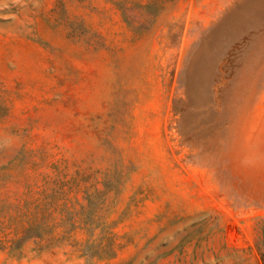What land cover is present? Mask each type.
<instances>
[{"label": "rangeland", "instance_id": "1", "mask_svg": "<svg viewBox=\"0 0 264 264\" xmlns=\"http://www.w3.org/2000/svg\"><path fill=\"white\" fill-rule=\"evenodd\" d=\"M0 264H264V0H0Z\"/></svg>", "mask_w": 264, "mask_h": 264}]
</instances>
